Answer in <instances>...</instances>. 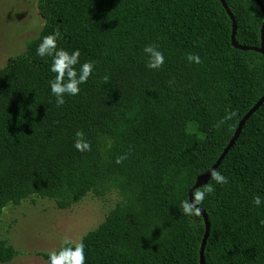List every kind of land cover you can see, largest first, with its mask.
Wrapping results in <instances>:
<instances>
[{
	"label": "trees",
	"instance_id": "obj_1",
	"mask_svg": "<svg viewBox=\"0 0 264 264\" xmlns=\"http://www.w3.org/2000/svg\"><path fill=\"white\" fill-rule=\"evenodd\" d=\"M225 2L236 41L258 47L260 6ZM38 9L40 33L0 67V218L33 197L65 209L114 193V206L82 237L85 264H200L204 220L182 214L180 202L264 93V56L232 45L221 0H38ZM57 31L59 48L94 62L60 107L51 58L36 55ZM149 44L164 54L158 70L146 67ZM189 53L202 63L190 64ZM226 111L236 115L217 128ZM78 130L91 151L74 147ZM216 170L229 182L200 205L209 221L205 264H264V203H252L264 201V102ZM16 254L0 239V264Z\"/></svg>",
	"mask_w": 264,
	"mask_h": 264
},
{
	"label": "rangeland",
	"instance_id": "obj_2",
	"mask_svg": "<svg viewBox=\"0 0 264 264\" xmlns=\"http://www.w3.org/2000/svg\"><path fill=\"white\" fill-rule=\"evenodd\" d=\"M43 24L38 0H0V67L10 56L23 52ZM117 199L114 193L104 197L88 194L65 209L57 208L53 200L38 197L8 205L0 218V239L17 254L1 264H48L42 253L58 248L65 236L82 239L97 227Z\"/></svg>",
	"mask_w": 264,
	"mask_h": 264
},
{
	"label": "clouds",
	"instance_id": "obj_3",
	"mask_svg": "<svg viewBox=\"0 0 264 264\" xmlns=\"http://www.w3.org/2000/svg\"><path fill=\"white\" fill-rule=\"evenodd\" d=\"M60 33L54 32L43 36L39 43L36 55L39 57L51 58V72L55 73L54 79L49 81L52 94L56 98V105L60 107L65 104V95L76 96L80 93V85L87 82L92 75L94 62L85 61L80 63L81 52L75 49L69 52L67 49L59 48L57 38ZM146 56V67L151 70H158L163 67L165 57L162 51L154 44H149L144 47ZM187 61L191 64L202 63L201 57L198 54L189 53L186 56ZM79 64V69L77 65ZM109 80L108 76L104 77V81ZM236 115L235 111H226V115L215 125L220 127L225 121L231 120ZM74 147L80 152L91 151L90 143L84 138L82 131L75 133ZM127 159V154L116 157V163L119 164ZM210 181L203 188L195 189L190 199H184L180 202V210L186 216H199L201 214L200 205L205 198L214 193L215 185H226L229 182L228 177L223 175L216 169H210ZM252 203L256 207H260L262 201L259 195L252 199ZM264 223V221H262ZM48 264H85V244L82 239L74 240L71 237L65 236L58 248H53L48 251Z\"/></svg>",
	"mask_w": 264,
	"mask_h": 264
},
{
	"label": "water",
	"instance_id": "obj_4",
	"mask_svg": "<svg viewBox=\"0 0 264 264\" xmlns=\"http://www.w3.org/2000/svg\"><path fill=\"white\" fill-rule=\"evenodd\" d=\"M255 1L260 6V8H261V10L263 12V16H264V6H263L262 2L260 0H255ZM221 3L223 5V7L225 8L226 12L228 13V15H229V17L231 19V22H232V32H231L232 45L235 48L240 49V50H254V51H257V52L261 53L264 56V21H263V26H262L261 42H260V45L258 47H252V46L239 44L236 41V38H235L237 24H236V21L234 19V16L231 13V11L229 10L225 0H221ZM263 102H264V93L257 100V102L239 120L232 137L230 138L229 142L227 143V145L222 150L221 154L218 156L217 160L212 164V166L207 171H205V172H203V173H201V174H199L197 176L194 185L188 191V199L191 198V196L193 194V191L195 189L207 184V182L210 179V169H216L220 165V163L222 162V160L225 157V155L228 153L230 148L234 145L235 141L237 140V138H238V136H239V134L241 132V129H242L243 125L245 124V122L247 121V119L260 107V105ZM200 210H201V215L203 217L204 224H205V232H204V236H203L201 247H200V251H199V262H200V264H205L204 248H205L206 240H207V237H208V234H209V221H208V217H207V214H206L205 210L203 208H201V207H200Z\"/></svg>",
	"mask_w": 264,
	"mask_h": 264
}]
</instances>
